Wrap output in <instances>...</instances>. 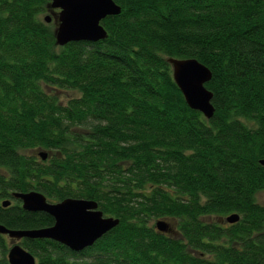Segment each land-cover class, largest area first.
Here are the masks:
<instances>
[{
	"label": "trees",
	"instance_id": "obj_1",
	"mask_svg": "<svg viewBox=\"0 0 264 264\" xmlns=\"http://www.w3.org/2000/svg\"><path fill=\"white\" fill-rule=\"evenodd\" d=\"M113 2L106 39L59 47L50 0H0V225L52 226L12 197L35 191L119 221L81 252L18 241L36 264H264V0ZM169 58L210 71L211 119Z\"/></svg>",
	"mask_w": 264,
	"mask_h": 264
},
{
	"label": "water",
	"instance_id": "obj_2",
	"mask_svg": "<svg viewBox=\"0 0 264 264\" xmlns=\"http://www.w3.org/2000/svg\"><path fill=\"white\" fill-rule=\"evenodd\" d=\"M48 8L53 12L44 21L50 23L54 19L55 44L59 47L71 42L96 43L106 39L107 33L100 22L121 12L113 0H50ZM168 63L171 65L173 81L186 105L200 112L205 119H211L214 113L212 93L205 88L211 79L210 71L194 59L169 58ZM39 156L42 160L46 159L44 152H40ZM12 197L21 202L24 211L43 212L54 220L52 226L40 229L10 230L0 225V234L14 242L21 239H49L70 251L81 252L119 223L118 219L105 217L98 210L97 203L90 200L67 198L52 203L35 191L13 193ZM9 205V200L2 203L3 207ZM238 219L237 214H232L226 218V222L233 224ZM155 227L160 232H168L172 228L162 220L156 221ZM7 261L8 264H36V258L18 243L8 249Z\"/></svg>",
	"mask_w": 264,
	"mask_h": 264
},
{
	"label": "rangeland",
	"instance_id": "obj_3",
	"mask_svg": "<svg viewBox=\"0 0 264 264\" xmlns=\"http://www.w3.org/2000/svg\"><path fill=\"white\" fill-rule=\"evenodd\" d=\"M55 12H57V10H55ZM71 95L69 93H65L63 96H62V100L63 101H66ZM257 199L260 203H264V193H260L258 196H257ZM167 224H169L170 227H173V224L172 222H169L167 221ZM171 229V228H170ZM8 249L11 247V245L17 243V242H14L13 240H10L8 237Z\"/></svg>",
	"mask_w": 264,
	"mask_h": 264
}]
</instances>
